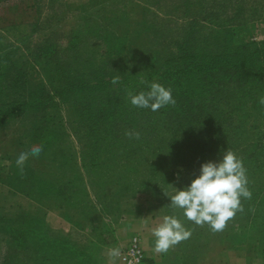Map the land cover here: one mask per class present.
I'll list each match as a JSON object with an SVG mask.
<instances>
[{"label":"rangeland","instance_id":"obj_1","mask_svg":"<svg viewBox=\"0 0 264 264\" xmlns=\"http://www.w3.org/2000/svg\"><path fill=\"white\" fill-rule=\"evenodd\" d=\"M208 13H214L213 21L234 17L232 44L247 42L264 47V0H0V57L24 68L27 88L41 87L49 100L56 102V109L44 112L53 113L57 121L50 126L54 138L48 139L49 144H42L39 157L28 159L23 175L17 169L14 176L18 154L38 145L31 131L37 125V110L29 104L17 107L13 100L25 101L27 89L18 92L9 87L10 75L1 80L5 98L0 96V264H4L14 235L22 237L27 229L44 238L70 240L91 255L85 256L87 264H113L107 252L118 247L98 245L93 241L94 235L108 227L116 229L128 220L141 225L130 230L128 238L137 234L145 259L154 264H237L244 259L249 263V257L264 259V207L253 221H239L234 216L223 231L213 233L208 225L197 226L184 218L179 209L174 211L169 206V197L199 175L202 163L218 162L229 149L203 159L195 153L194 142L186 148L180 145L186 178L180 183L169 181L165 171L160 170L168 160L164 157L165 141L156 139L151 154L140 150V144L130 139V146L139 148L129 161L128 167L133 169L120 165L114 173L89 185L90 174L81 166L77 136L85 127L78 126L70 103L55 94L61 89L62 75L46 58H56L65 66L67 63L72 74L104 68L113 78L125 81L129 99V92L138 94L155 81L151 73L155 77L174 67L178 59L172 55L186 49L184 33L194 34L189 38L187 51L201 45L212 25L205 28L206 23L199 19ZM5 109L15 114L4 120ZM260 122L257 121L258 127L262 129ZM207 129L201 130L200 145L209 138ZM256 132L255 127L249 129L250 148L245 154L233 151L238 158L249 156L264 161V150L255 149L250 155ZM246 138L247 135L239 140ZM246 175L248 183L263 182L262 172ZM16 179L28 192L16 189ZM32 180L37 182L34 186L29 184ZM67 181H72L70 188H65ZM104 181L108 183L101 184ZM59 186L67 189V197L50 198ZM165 215H175L192 235L167 253H156L150 229ZM144 225L148 226L149 238L143 233ZM63 261L72 264L75 260L68 256ZM115 264L123 263L118 257Z\"/></svg>","mask_w":264,"mask_h":264},{"label":"trees","instance_id":"obj_2","mask_svg":"<svg viewBox=\"0 0 264 264\" xmlns=\"http://www.w3.org/2000/svg\"><path fill=\"white\" fill-rule=\"evenodd\" d=\"M213 14L208 13L199 19L206 23L205 28L208 24L212 26L204 34L198 48L187 51L189 38L194 34L184 33L186 49L172 55L178 59L174 67L158 76L155 74V77L151 73L155 83L171 88L176 101L175 106L168 105L156 112L132 106L126 97L125 92L129 90L125 81L118 79L117 83H113L115 78L111 73H105L104 68L72 74L74 71L67 69V63L65 66L56 61V58L46 57L54 62L57 71H61L59 75H62L59 86L61 89L55 94L70 103L78 126L85 127L83 131H78L77 136L81 166L90 174L87 180L89 185L114 173L120 165L126 166L127 170L133 169L128 167L129 161L139 148L130 146L132 142L125 136V132L129 130L140 133V139L133 138L132 141L140 144V150L145 149L151 154L154 152L156 139L165 141L164 157L168 160L160 170L165 171V177L173 182H185V172L181 167L185 160L180 156L184 152L183 146L186 148L193 142L196 144L195 153L203 159H207L210 153L226 149L245 154L250 148L249 129L253 130L255 127V134L258 136L250 155L255 149L264 150V128L259 129L257 123L261 121L259 126L264 125V106L259 103V98L264 96V47L247 42L232 44L234 30L231 26L234 17L213 21ZM0 63V86L1 80L10 75L9 87L16 88L18 92L23 88L27 89L25 101L14 99L13 102L17 107L29 104L31 108H36L34 120L37 125L31 127L32 137L38 145L49 144L48 139L54 138L50 133V126L57 121L53 113L44 111L56 109V102L49 100L50 96L44 93L43 88L26 87V71L19 63L3 59V56L0 57ZM148 90L149 86L141 91ZM0 96L5 98L4 89H0ZM2 113L4 120L15 114L10 109H5ZM203 128H208L209 138L200 145ZM245 135L246 140H239ZM215 146H219V149L216 150ZM118 159H124V162H119ZM242 161L246 174L252 173L255 176V173H263L261 184L248 183L251 199L241 197L243 211H237L235 215V219L239 221L251 222L264 207V161L260 162L256 157L249 159V156L242 158ZM13 168L16 176V164ZM71 182L67 181L65 188H70ZM36 183L32 180L29 184L34 186ZM107 183L108 181H104L101 184ZM25 184L30 186L28 181ZM43 184L48 186L47 183ZM14 186L20 191H26L17 179ZM65 188L59 186L50 198L67 197ZM113 229L108 227L99 231L94 235L93 241L98 245L110 246L115 242ZM23 234L22 237L14 235L12 247L4 257V264H64L63 258L68 256L75 260L72 264H87L85 256L91 258V255H87L82 248L66 238H44L30 229L23 231ZM37 242H40L39 246L36 245ZM144 261L154 264L147 259Z\"/></svg>","mask_w":264,"mask_h":264},{"label":"clouds","instance_id":"obj_3","mask_svg":"<svg viewBox=\"0 0 264 264\" xmlns=\"http://www.w3.org/2000/svg\"><path fill=\"white\" fill-rule=\"evenodd\" d=\"M112 82L117 83L118 78ZM128 96L132 106L150 109L153 112L176 104L171 88H165L155 82L149 85L148 91H141L135 95L129 92ZM259 103L264 106V96L259 98ZM125 136L129 139H140L138 131H126ZM42 151V145L34 144L18 154L15 163L21 175L24 174L28 159L39 157ZM246 171L242 160L233 151H225L218 162L202 163L199 175L186 188L176 190L175 194L169 197V206L174 211L179 209L184 218L197 226L208 225L213 233L223 231L237 211H243L241 197L251 199L252 193L247 187ZM150 231L155 237L156 253H167L170 248L192 235V231L186 229L175 215L163 216L161 222ZM107 255L115 264V259L120 257L121 252L119 248H112L108 250Z\"/></svg>","mask_w":264,"mask_h":264},{"label":"built area","instance_id":"obj_4","mask_svg":"<svg viewBox=\"0 0 264 264\" xmlns=\"http://www.w3.org/2000/svg\"><path fill=\"white\" fill-rule=\"evenodd\" d=\"M121 255L120 259L123 264H143L145 260L144 249L141 239L137 234L131 235L124 245L118 247Z\"/></svg>","mask_w":264,"mask_h":264},{"label":"crops","instance_id":"obj_5","mask_svg":"<svg viewBox=\"0 0 264 264\" xmlns=\"http://www.w3.org/2000/svg\"><path fill=\"white\" fill-rule=\"evenodd\" d=\"M113 228H114L113 232H114V236H115V242L112 243L110 246L111 247H119V246L126 243L129 231L132 229L141 228V225L140 224L136 225L131 220H128L124 224L119 223L116 226V229H115V227H113ZM143 228H145L143 233L146 235L147 238H149L150 233H149L148 226L144 225ZM143 240H144V237H143ZM249 259H250L249 263L247 262L246 259H244V261L243 260L238 261L237 264H264V259H262V258L261 259H259V258L254 259L253 258L252 259L249 257ZM145 264H149V263L145 262Z\"/></svg>","mask_w":264,"mask_h":264}]
</instances>
